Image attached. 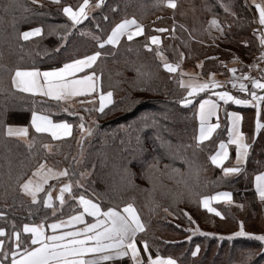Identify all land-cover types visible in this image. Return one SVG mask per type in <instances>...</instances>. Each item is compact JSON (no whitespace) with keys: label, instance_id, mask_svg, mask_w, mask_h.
<instances>
[{"label":"trees","instance_id":"1","mask_svg":"<svg viewBox=\"0 0 264 264\" xmlns=\"http://www.w3.org/2000/svg\"><path fill=\"white\" fill-rule=\"evenodd\" d=\"M184 1L188 0H177V7L187 5V10H199L195 4ZM191 1L205 10L198 11L194 23L187 12L171 9L159 0H103L98 7L95 6L98 0H89V6L94 7L92 12L72 27L62 8L81 4L83 0H61L59 5L42 0L44 7L31 0H0V66L51 70L99 51L101 55L91 71L99 77V92H113V103L104 112L92 110L98 123L91 135L81 140L82 116L66 107L67 103L0 91V211L6 214L0 217V227L6 233H11L13 222L17 230L25 223L47 226L82 211L78 199L73 200L72 196L83 194L97 199L104 210L116 206L122 211L127 203L133 202L145 224V231L137 235V243L147 241L152 256H170L180 264H264V241L256 238L261 234H256L245 222L244 231L253 235L231 239L227 234L219 237L220 232L215 230L217 234L210 235L203 231V226L194 233L185 227L196 221L192 214L195 208L209 218L239 222L236 210L223 203L213 205L221 215L209 212L203 207V196L231 193L251 213L264 206L253 186L255 176L264 171V126L256 137V109H239L232 102L222 101L215 95L218 90L209 89L189 97L179 83L181 76L168 73L157 55L159 50L170 62L179 54H183V62L194 56L198 61L203 58L204 76L214 69L225 72L236 52L245 58L263 52L252 15L245 0ZM126 17H135L143 23L144 33L132 41L124 37L116 47L104 43L101 48L115 24ZM211 18H219L224 39L216 34L207 39ZM194 25H199L198 32H194ZM34 27H42L43 34L29 41L19 38L20 32ZM160 28L168 31H157ZM151 35L160 37V45L151 44L148 39ZM146 43L149 48L144 47ZM136 68L144 74H138ZM5 87H11L10 76L0 68V88ZM184 98L190 99L191 104H182ZM207 98L220 102V126L209 140L198 142V106ZM237 109L243 115L249 157L239 173L225 176L223 168L213 164L210 157L221 141H227L228 113ZM34 110L51 116L54 122H69L73 125L72 135L55 141L47 134H36L30 127ZM261 120L264 125L263 113ZM83 122L86 127V120ZM8 124L29 127L30 137L35 138L34 147L29 150L24 141L6 137L3 130ZM45 144L51 151L44 148ZM233 155L234 148L227 166L231 165ZM45 160L50 165L68 168L72 174L67 177L73 184L68 195L71 199L65 196L66 203L60 212L53 213V209L42 204L32 205L15 183L21 172L30 176L38 163ZM86 170L91 171V176L84 180L81 174ZM83 180L85 187L75 184ZM165 231L182 239L167 238L161 234ZM26 237L29 234L22 232L24 243L19 250L14 240L5 244L8 258L0 255L3 264L11 263L13 251L23 254L30 244ZM197 246L199 251L193 256Z\"/></svg>","mask_w":264,"mask_h":264},{"label":"snow or ice","instance_id":"2","mask_svg":"<svg viewBox=\"0 0 264 264\" xmlns=\"http://www.w3.org/2000/svg\"><path fill=\"white\" fill-rule=\"evenodd\" d=\"M33 4L44 7L42 0H31ZM52 3L59 5L61 0H51ZM103 3V0H98L95 6H99ZM159 3L165 4L171 9L177 8V0H159ZM259 10V23L264 25V3H258L255 5ZM227 11V6H225ZM90 8L89 0H83V2L77 7L64 6L62 12L70 19L71 26L75 27L83 20L88 18ZM107 19V17H105ZM183 27V26H181ZM210 28H215L219 32H223V27L219 21L213 18L210 21ZM159 32H166L168 29H157ZM172 31H175L173 26ZM144 33V25L138 21L135 17L124 18L120 22L116 23L111 30V34L107 37L103 43L100 44L102 48L104 43L116 45L120 42L122 37H127L128 41H132L134 37L141 36ZM43 34L42 27H34L28 31L20 32L19 38L24 41H29L33 37H38ZM51 34V32L49 33ZM67 33L65 34V36ZM64 38V37H62ZM99 40V38H96ZM151 44L160 45L161 40L158 35H151ZM260 44L264 46V33L260 34ZM22 48L23 45H20ZM145 48L150 46L146 43ZM101 55V52L97 51L92 55L85 56L82 59L72 60L70 63L63 64L62 67H55L49 71H43L39 68H24L16 66L14 68H7L6 66H0L10 76V88H0V91L13 95L16 93H26L35 95H42L54 99L57 103L69 101L75 97L87 96L95 93L99 89V77L95 71L90 74L76 77V73L83 72L84 69L91 68L96 62L97 58ZM157 55L163 62V68L168 73H177L180 70V63H170L167 57L162 52L157 50ZM183 54H181L182 56ZM259 60L264 61V52L261 53ZM223 63V62H222ZM249 69L258 68V64L248 66ZM138 74L143 75L139 68L135 69ZM232 73L233 81L232 86H237V80H249L254 89L264 90V79L250 77L248 74H242L237 77V69L232 68L229 70ZM264 71V70H262ZM180 75H189L180 72ZM179 83L185 87L188 91V96L193 97L195 94L205 92L209 88H218L220 83L215 79V74H211V78L201 81L199 79H190L188 81L180 80ZM239 89L243 92H249L247 84L240 82ZM13 90H15L13 92ZM215 95L220 100L228 102L233 101L238 105H250L253 101L257 102V107L260 101H264V95H257L255 90L251 91L249 95L251 99H240L233 96L228 91L216 92ZM112 91H100L99 92V112H104L105 108L113 103ZM84 101H81L83 103ZM191 100L184 98L181 103L184 105L191 104ZM218 103L214 100H201L199 103V142H203L212 137L213 133L219 127L218 117L217 123H211V117L217 115ZM66 111V109H65ZM232 128L229 132L231 139L229 144L236 146V163L238 166L224 167L225 174L239 173L241 171V165L247 158L249 144L245 142L244 134L240 131L239 124L241 117L238 113H232ZM261 125L257 121V128ZM30 127L34 129L36 134L50 133L55 139H61L72 135L73 125L67 121L54 122L49 115H41L37 111L32 112ZM79 128L83 133L91 135V129L86 128L81 117ZM4 135L8 138H16L24 141L27 144L29 150L34 147V137H30L29 127L27 126H14L8 124L4 126ZM44 148L51 151V147L47 144ZM228 145L221 141L219 144V151L210 157L211 162L215 165L222 166L223 162L228 158ZM154 167V165H150ZM70 172L68 168L56 169L47 164V161L38 163L32 174L29 176L27 173L21 172L16 178V185L19 190L30 198L32 205L46 206L53 209L55 213V207L53 204L52 186L48 184L50 179L61 177H69ZM83 175V174H81ZM26 177V178H25ZM256 188L259 197L264 201V174L256 177ZM79 183V182H77ZM47 190H46V187ZM80 187H83L80 185ZM73 184L71 179L66 183H63L59 188V193L56 199L59 201V205L63 206L65 203V194L72 193ZM45 193V197H41L39 194ZM225 197L231 200V193H218L215 197L203 196L202 204L205 209L211 213H215L217 216L221 213L214 207H211L212 199H219ZM73 200L79 201V207L82 211H78L75 215L69 216L65 219H58L56 222L51 223L48 227L52 230V235H46L45 226L43 223H25L20 230H17L15 223L12 224L11 233H6L4 227H0V255L4 256L6 260L8 254L4 251L5 244L7 242H15L17 250L21 249L24 241L21 240V234L30 233V237H26L25 240H30V244L24 249L23 254L19 251L11 252V264H103V262L112 261L117 258L128 257L133 264H177L176 259L172 257H163L157 255L155 258L148 252L149 245L147 241H143V250L148 253L147 260L141 256V250L137 246V234L145 231V224L141 220L140 215L134 207L133 202L127 203L122 211L118 210L116 206H108L106 210L101 208V203L97 199H89L85 195L72 196ZM242 207V206H241ZM167 211V209H165ZM5 213L0 211V217H5ZM95 217V223H86L85 216ZM85 224L84 227L75 228V225ZM60 229H67L57 232ZM235 236H252L253 234L245 232L243 223L241 222L240 231L234 233ZM260 241H264V235L256 237ZM231 239V237H229ZM38 245V246H35ZM199 251L197 246L196 251L192 253L195 256ZM0 264H3V260H0Z\"/></svg>","mask_w":264,"mask_h":264},{"label":"rangeland","instance_id":"3","mask_svg":"<svg viewBox=\"0 0 264 264\" xmlns=\"http://www.w3.org/2000/svg\"><path fill=\"white\" fill-rule=\"evenodd\" d=\"M245 1H246V6L250 10L251 8L248 6L249 5L248 4L249 3L248 0H245ZM184 4H195L196 7L199 9L198 11H202V12L205 11L201 4L199 5L198 3L194 2V1H191V0L184 1ZM79 5L80 4H76V5L72 4V5H68V6H72L75 9ZM89 8H90V11H89V14H90L94 7L89 6ZM177 9H178L179 12H182L184 14H185V12H187L186 15H188L189 19H191L193 21V23H194V20L196 21L197 18L199 17L198 11L197 10L194 11V8H192L191 10L190 9L187 10V5L186 6L185 5H181V6L177 7ZM249 12L251 13V10ZM66 19L70 21V19H68L67 16H66ZM212 19L213 18H211L209 20V24L208 25H210V21ZM215 19H217L219 21V18H215ZM191 20H190V22H192ZM192 27H194V32L195 31L198 32L200 30L199 25H194ZM209 33L211 35L209 34V38L207 37L208 40L210 39V36H213V34H216L217 37L220 38L221 40L224 39L219 31H217L215 28H210V26H209ZM260 55H261L260 53L257 54V55L255 53V55H252V57L245 58L244 54H242L240 52H236V56L233 57L234 58L233 60L236 61L237 63L233 62L232 65L234 67H238L240 65L244 66L243 67L244 69L241 68V66H240V68H239L240 71L237 70V74H236L237 77L241 76L242 74H248V72L250 71V69L248 67L249 65L260 64V60L258 59L260 57ZM182 56H181V54H179L178 56H176V58L174 60L172 59L171 62L167 59L168 62H170V63H180V70H178V72H177V74H179V75H180L181 71L182 72L193 71L194 73H196L198 75H201V76H203L205 78H211V74H213V73L215 74V77H217L218 79H223L226 75L230 76L229 71H225V72H223V71H215L214 68H209L210 70L214 69L213 72H209L208 75L204 76L203 67H199L198 68V65H201V62L203 61V58L200 59V61H198V60H195V56H194L193 59L190 58L189 60H186L185 62H183V57ZM227 65H229V64H227ZM225 67L227 69V66H225ZM240 73H242V74H240ZM181 78H182V76H181ZM229 80L230 81L226 82V84L224 85V89L223 90L224 91H228L233 96H235V95H237V93H236L237 89H236V87L233 88V86H232L233 77L231 79H229ZM246 80L247 79L242 80V81H246ZM242 81L241 80H237L236 83H240ZM83 101H84L83 103H81V101H80V102H78L77 104H74V105H71V104L67 103L66 107L75 109L76 114H79V115L81 114L83 120H86V122H87L86 128H89V129L92 130V128L98 123V120L95 117V115L93 114L92 110L93 111H94V109L98 110L100 101H99L98 97H96V99H86V100H83ZM263 115H264V113H263ZM79 130H80V128H79ZM86 135H87V133H83L82 134V132L80 130L79 138L84 137ZM82 139L83 138H81V140ZM197 141L199 142L198 139H197ZM47 164L49 166H52V167L56 168V169H64L63 166H54L53 164L50 165L51 163L50 164L47 163ZM82 174L83 175H81V176L85 180V179H87V178H89L91 176V171L90 170L89 171L86 170ZM84 180L80 181L79 183L76 182L75 184L78 185V186L82 185L83 187H85V181ZM67 181H68L67 177H64L62 179L52 180V182H50V184H49V185L52 186V194H53V197H54L53 204H54V207H55V209L57 211H59V210L61 211L63 209V207L59 205V201L56 199V197L58 196L59 188L62 186L63 183H66ZM68 195H69L68 193L65 194L66 199L70 200L71 196H68ZM66 199H65V203H66ZM227 206H229L233 210H236V217L238 218L239 222L234 223V222L222 221V220H218V219L209 218V217H206L201 212H199V210L197 208H195V209H193L192 214L195 215L196 221L195 222L193 221L194 223H191L192 225H185V227L188 228L189 230H192L193 233H194V231L201 230L199 226H201V227L203 226V231L209 233L210 235L217 234V233H214V230H215V231H219L220 232V234H217L219 237L225 236V234H227L228 237L233 238V237H235L234 233L239 232V226L241 225V222L242 223L245 222V224H248L250 226V229H252V231H255L256 234L264 235V206L263 205L262 206L260 205L259 207H257L254 213H251V211L248 210V208L245 206L244 202H236L234 199L232 201L228 202ZM171 218L173 219V215H171ZM199 224H201V225H199ZM162 233H164L167 238L174 237L175 240H176V238L177 239H182V237L174 236L169 231L161 232V234ZM188 239H190V237ZM149 253H151L150 250H149ZM154 257H156V256H154ZM125 262H127V261H125Z\"/></svg>","mask_w":264,"mask_h":264},{"label":"crops","instance_id":"4","mask_svg":"<svg viewBox=\"0 0 264 264\" xmlns=\"http://www.w3.org/2000/svg\"><path fill=\"white\" fill-rule=\"evenodd\" d=\"M248 6L252 9V11H253V13H254V15L256 16V18H257V20L259 21V10L256 8V4H258V3H264V0H248ZM261 25V24H260ZM261 26H263L264 27V25H261ZM126 37V36H125ZM34 38V37H33ZM124 37H122L121 39H120V41L123 39ZM127 38V37H126ZM119 44V43H118ZM118 44H116V45H113V44H110L111 46H117ZM256 55H257V53H256ZM100 57V56H99ZM99 57L97 58V60H96V62L91 66V68H87V69H84V71L83 72H79V73H76V77L77 78H79V77H81V76H84V75H87V74H90L92 71V69H93V67L95 66V64L97 63V61H98V59H99ZM82 59V58H81ZM233 62H236V61H234V60H232L230 63H229V65H227V71H229L230 69H232V68H236L237 70H239L240 71V66H241V68H243L244 66H242V65H240V66H238V67H234L232 64H233ZM68 63H70V62H68ZM237 63V62H236ZM259 63V62H258ZM203 65H202V63H201V65H198V68L199 67H202ZM244 69V68H243ZM43 71H49V70H41V72H43ZM249 71V70H248ZM247 71V72H248ZM246 72V73H247ZM183 73H186V74H189V75H183L182 76V80H184V81H188V80H190V79H199V80H201V81H204V80H208V79H210V78H205V77H203V76H201V75H198V74H196V73H194L193 71H185V72H183ZM229 73H230V76L229 75H226L223 79H218L217 77H215V79L220 83V87H218V88H209L210 90H218L217 92H222V91H224L223 89H224V85L226 84V82H228V81H230L229 79H231L233 76H232V73L229 71ZM237 74V73H236ZM240 74H242V73H240ZM260 79H264V75H262L261 77H259ZM220 80V81H219ZM243 83H245V84H247V87H248V89H249V92H243V91H241L240 89H239V83H236L237 84V86H236V89H237V95H235L236 97H238V98H240V99H251V96L249 95V93L251 92V91H253V90H255L256 92H257V95H264V90H262V89H254L253 88V85H252V83L249 81V80H246V81H242ZM183 87V86H182ZM183 88H185V87H183ZM208 89V90H209ZM201 93V92H200ZM29 95H32V94H29ZM244 95V96H243ZM35 96H38V97H43V98H46V99H49V100H53V101H55L54 99H52V98H49V97H45V96H42V95H35ZM96 97H98L99 98V89H98V91L97 92H95V93H92V94H90V95H87V96H80V97H75V98H73V99H71V100H69V101H66V102H63V103H68V104H71V105H74V104H77L78 102H80V101H83V100H86V99H96ZM112 99H113V97H112ZM208 99H211V100H214V101H216L217 103H218V105H219V107H218V110H217V115L216 116H213V117H211V123H217V117L219 118V114H220V110H221V106H220V102H219V100H217V99H215V98H207V99H204V100H208ZM228 102H232L233 103V105L235 106V107H238L239 109L240 108H255L256 109V119H255V127H256V132H255V134H256V137L260 134V132H261V130H262V128H263V126L262 127H260V128H257V121H259V123L261 124V125H263V123H262V120H261V115H262V113H264V101H260L259 102V106L257 107V102H255V101H253V103L252 104H250V105H238V104H235L233 101H228ZM109 105H111V104H109ZM108 105V106H109ZM232 113H238L239 115H240V117H241V120H240V124H239V128H240V131L241 132H243V115H242V113L240 112V110H232V111H230L229 113H228V136H227V141H225V143L228 145V152H229V156H228V158L223 162V165L222 166H218V165H216V166H218V167H222V168H224V167H233V166H238L237 165V163H236V146L235 145H232V144H229L228 143V141L231 139V137L229 136V132L231 131V128H232V116H231V114ZM197 117H198V124H199V126H198V133H197V139H198V137H199V130H200V119H199V106H198V113H197ZM219 120V119H218ZM58 123V122H57ZM218 123H219V121H218ZM219 126H220V124H219ZM219 128V127H218ZM217 128V129H218ZM216 129V130H217ZM72 133H73V128H72ZM215 133V132H214ZM213 133V134H214ZM42 134H47V135H49L51 138H53L52 136H51V134L50 133H42ZM243 134H244V132H243ZM213 136V135H212ZM70 136H67V137H62L61 139H59V140H63V139H67V138H69ZM244 139H245V142L247 143V144H249V142H248V139H247V137L245 136V134H244ZM53 140H55V141H59L58 139H55V138H53ZM209 140V139H208ZM205 141H207V140H205ZM205 141H203V142H205ZM232 148H234V155H233V157H232V163H231V165H229V166H227V162L231 159V149ZM249 149H250V144H249ZM249 149H248V155H247V158H246V160L241 164V165H239L241 168L246 164V162L248 161V157H249ZM217 151H219V147H218V149H217ZM216 151V152H217ZM215 152V153H216ZM224 172V171H223ZM234 174H236V173H230V174H225L224 173V175L225 176H231V175H234ZM261 174H264V171L263 172H261V173H259L258 175H261ZM258 175H256L255 176V178H254V181H253V186H254V189H255V192H256V195H257V198H258V200L259 201H262L261 199H260V197H259V194H258V191H257V188H256V184H257V181H256V177L258 176ZM62 178H64V177H61V178H59V179H62ZM56 178H53V179H50L49 180V182H48V184H50V182H52V180H55ZM46 187V190H47V186H45ZM43 193H40L39 195L41 196ZM25 195V194H24ZM26 196V195H25ZM216 196V195H215ZM214 196V197H215ZM28 197V196H27ZM29 198V197H28ZM30 199V198H29ZM233 200V197H232V195H231V200H228L227 198H225V197H220L219 199H212L211 200V202H210V204H211V207H213V205L215 204V203H223V204H225V205H227V203L228 202H230V201H232ZM75 215V214H74ZM67 218H65V220H66ZM95 221H96V218L95 217H90V216H85V222L86 223H95ZM54 222H56V221H54ZM54 222H51V223H54ZM51 223H49L47 226H45V230H46V235H52L53 233H52V230H51V228L50 227H48ZM85 226V224H78V225H75L74 227L75 228H79V227H84ZM62 230H67V229H60V230H57V232H59V231H62ZM26 234H29V236H31V234L30 233H26ZM138 235V234H137ZM35 246H38V245H35ZM137 246H138V248H140V250H141V256L145 259V261L147 260V256H148V253H145L144 252V250H143V244L142 245H139L138 243H137ZM148 252H149V250H148ZM154 257V256H153ZM155 258V257H154ZM130 261V264H133V262L128 258V257H124V258H117V259H114V260H112V261H107V262H103V264H115V263H117V262H125V261ZM11 264V263H10ZM177 264H180V263H178L177 262Z\"/></svg>","mask_w":264,"mask_h":264},{"label":"built area","instance_id":"5","mask_svg":"<svg viewBox=\"0 0 264 264\" xmlns=\"http://www.w3.org/2000/svg\"><path fill=\"white\" fill-rule=\"evenodd\" d=\"M250 10H251V14H252V18H253V22H254V26H255L254 30H255L256 34L258 35L259 42H260V34L264 33V27L260 25V23L257 20L256 16L254 15L252 9H250ZM262 48H263V52H264V46H262ZM258 65H259L258 68L250 69V71L248 72V75L250 77L259 78L262 75H264V71H262V70H264V61L260 60V64H258Z\"/></svg>","mask_w":264,"mask_h":264}]
</instances>
